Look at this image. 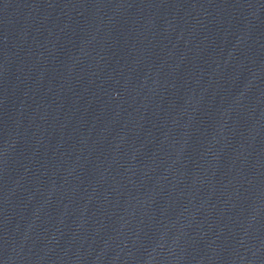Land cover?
<instances>
[{
  "label": "water",
  "instance_id": "obj_1",
  "mask_svg": "<svg viewBox=\"0 0 264 264\" xmlns=\"http://www.w3.org/2000/svg\"><path fill=\"white\" fill-rule=\"evenodd\" d=\"M0 264H264V0H0Z\"/></svg>",
  "mask_w": 264,
  "mask_h": 264
}]
</instances>
